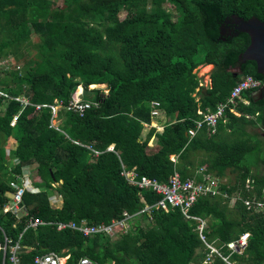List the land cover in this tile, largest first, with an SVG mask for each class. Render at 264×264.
<instances>
[{
	"label": "trees",
	"instance_id": "obj_1",
	"mask_svg": "<svg viewBox=\"0 0 264 264\" xmlns=\"http://www.w3.org/2000/svg\"><path fill=\"white\" fill-rule=\"evenodd\" d=\"M253 17L264 21V0H0V59L15 58L0 71V92L11 96L0 95V264H12L17 241L22 264L49 251L70 254L68 264L84 256L100 264H205L210 248L200 222L178 207H156L161 195L126 172L168 183L178 171L204 184V174L220 180L228 170L237 174L220 184L227 196L202 194L191 213L207 222L205 239L229 260L264 264V214L245 204L264 192V136L247 131L248 124L264 128V100H238L215 133L206 124L196 129L242 76L264 81L254 60L239 61L251 37L235 21ZM206 64L214 65L209 87L198 74ZM238 65L243 74L235 77ZM100 84L106 87H90ZM79 86L91 103L83 115L67 108ZM152 100L161 102L164 119L152 116ZM60 102L54 124L51 106ZM25 167L33 170L32 188L19 217L5 208ZM146 204L151 211L139 213ZM125 212L134 216L115 240L57 228L67 221L110 224ZM31 219L44 223L27 227ZM245 232L246 247L233 252L228 243ZM222 258L215 254L206 264H228Z\"/></svg>",
	"mask_w": 264,
	"mask_h": 264
},
{
	"label": "built area",
	"instance_id": "obj_2",
	"mask_svg": "<svg viewBox=\"0 0 264 264\" xmlns=\"http://www.w3.org/2000/svg\"><path fill=\"white\" fill-rule=\"evenodd\" d=\"M262 87V81L259 79H256L250 75L246 76L244 79H242L232 90L231 94L228 96V98L220 103L216 110L210 111L206 114H204L203 118L196 121V129H200L203 127L204 124L211 127L212 130H215L218 122L220 119L224 118V115L226 114V110L229 109L230 111H234V108L238 102L242 98V95L245 91H250L252 89L260 88ZM2 95L8 96L3 92H0ZM154 104H159L157 101H154ZM60 105L62 106L63 103L60 102ZM54 111V117L52 119L53 123L55 124L56 120V110L57 106H51ZM91 107V103L87 101H83V99L79 97H75L72 99L68 104L67 108L74 110V112H78L81 115L84 114V112ZM159 114L158 109L152 110V116L156 117ZM193 133L196 132V130L192 131ZM111 150L114 149L113 146L110 147ZM25 169V168H24ZM203 171V169H201ZM126 175L135 183H137L140 187H146V188H153L158 192V194L161 195V198L157 201L156 207H162L163 209L168 210L169 206L178 207L181 209L183 215L187 219H194L199 221L198 225V231L200 233L201 238L205 241L206 245L210 248V252L206 255V258L204 260V263H211V259L213 255H218L223 257L222 259L226 261L228 264H237L236 262H232L229 260V257L224 256L218 248H216L214 245L210 244L205 239V230L207 228V222L200 216H196L195 214L191 213L192 207L195 205V202L197 201L198 197L202 194L206 193H213V194H221L220 191V181L218 178H216L213 175H207L204 174V177L206 178L207 182L204 184H199L194 182L191 179H185L181 177V175L178 172H175L169 179L168 183H163L158 181L156 178H152L149 176H141L138 180H136L135 176L137 175V172L131 171L126 172ZM22 178V177H21ZM28 180L24 179L22 182H18V184H15V193H14V205L11 207V209L16 212L20 209V204L23 201V195L26 189L32 188L27 185ZM23 203V202H22ZM246 208L248 211H256V212H264V197L261 199H245ZM151 206H148L147 204L144 206V208L139 213H144L146 211L150 210ZM137 213V214H139ZM136 214V215H137ZM134 216V214H130L128 212H125V216L122 219H116L110 224H100V225H89L86 223L77 224L74 221L69 222H58L57 228L59 230L70 228L73 230H77L81 232L84 236H91L94 234L103 233L108 236L111 234H115L116 232H123L125 233L129 227H130V220ZM43 221L34 219L31 220L30 225L32 226H38L39 224H42ZM249 237V233H244L237 241H232L228 243V246L230 249H232L233 252L241 253L244 248L247 245V239ZM21 246L19 243H16L11 249V260L14 262V264H19V260L17 257V254L20 250ZM69 258V256L62 258L60 257L56 252L51 251L43 255H39L35 258L34 264H66V260ZM77 264H100L94 259H91L90 257H82L79 259Z\"/></svg>",
	"mask_w": 264,
	"mask_h": 264
},
{
	"label": "crops",
	"instance_id": "obj_3",
	"mask_svg": "<svg viewBox=\"0 0 264 264\" xmlns=\"http://www.w3.org/2000/svg\"><path fill=\"white\" fill-rule=\"evenodd\" d=\"M248 48V47H247ZM246 48V49H247ZM243 54V53H242ZM241 54V55H242ZM241 55H240V57H241ZM240 57H239V61H240ZM256 62V61H255ZM257 64V63H256ZM239 66L240 65H238L237 67H235L234 69H232V71H234V76L236 77V76H240V75H242L243 74V72L241 73V70H239L238 71V68H239ZM213 68H214V65L213 64H206V65H202V66H200L199 68H198V74H199V76L201 77V81H202V83H201V85H203V86H205V87H209L210 85H211V82H212V78H211V72H212V70H213ZM257 69H258V67H257ZM202 70V71H201ZM248 75H250V74H247V75H244V76H242V78L236 83V85L242 80V79H244L246 76H248ZM250 76H252V77H254L253 75H250ZM254 78H256V77H254ZM256 79H258V78H256ZM259 80H261V79H259ZM262 81V87H260V88H256V89H252V90H250L252 93H250V96L249 97H245L244 95L242 96V99L240 100V101H242L243 103H245V104H248L249 103V101H250V99H254V101H259V100H264V81L263 80H261ZM101 85H104V84H101ZM236 85H234V87L236 86ZM233 87V88H234ZM233 88H232V90H233ZM232 90H231V92H232ZM108 91V90H107ZM82 92H83V89H81V92H79V89L74 93V95L73 96H77V97H82ZM231 92H230V94H231ZM73 98V97H72ZM154 101H157L159 104L157 105V104H154ZM151 107H152V109H158V111H159V116L161 117V118H165L166 117V114H161L160 113V110H159V108L161 107V102L159 101V100H152L151 101ZM237 114L239 115L240 113H238L237 112ZM153 126H157L156 124H154L153 123ZM254 127H259V128H261V130H262V132H260V133H258V132H255L254 130H253V128ZM146 128H150V126H146ZM235 128H236V126H235ZM252 131H251V130ZM158 130H162L163 131V127L162 126H160V127H158ZM217 130V128H215V130H212V133H215V131ZM247 131L248 132H250L251 134H259L260 135V137L261 136H264V128H262V126L261 125H247ZM156 138L157 137H155V135H153L152 136V138L150 139V144H154L155 142H156ZM7 144L8 143H6V151H7ZM263 147H264V142H263ZM11 149V148H10ZM8 152V151H7ZM255 156V155H254ZM254 156L252 157V159L254 158ZM263 157H264V153H263ZM172 158H173V160H175V155H172ZM260 158H262L261 156H260ZM255 161V160H254ZM259 163L260 164H263L264 165V162H263V160H260L259 161ZM262 165V166H263ZM34 166V165H33ZM9 168V167H8ZM10 169V168H9ZM200 169H203V168H200ZM203 171H204V169H203ZM178 172V171H177ZM180 174V173H179ZM246 183H247V185L249 186V189L247 190L248 192H252L253 190H254V187L251 185V180L250 179H247V181H246ZM10 193H11V191H9L8 192V195H9V197H11L10 196ZM249 197V199H253V198H256V199H261V198H263L264 197V192H263V195L261 196V197H258L257 195H256V192H254V194L252 195V196H248ZM12 198V197H11ZM10 203V202H9ZM9 204H6V207L8 206ZM6 211V210H5ZM251 213H261V214H264V212H256V211H252ZM81 223H85V221H82ZM81 223H79V224H81Z\"/></svg>",
	"mask_w": 264,
	"mask_h": 264
},
{
	"label": "water",
	"instance_id": "obj_4",
	"mask_svg": "<svg viewBox=\"0 0 264 264\" xmlns=\"http://www.w3.org/2000/svg\"><path fill=\"white\" fill-rule=\"evenodd\" d=\"M235 23H237L239 31L247 32L251 37V43L241 55L240 63L246 62L247 60H254L257 63L258 71L264 73V21H261L257 17L248 20L237 18ZM239 70H241V66H239ZM10 196L13 197L12 194ZM27 212V208L24 207L18 216L27 214Z\"/></svg>",
	"mask_w": 264,
	"mask_h": 264
},
{
	"label": "rangeland",
	"instance_id": "obj_5",
	"mask_svg": "<svg viewBox=\"0 0 264 264\" xmlns=\"http://www.w3.org/2000/svg\"><path fill=\"white\" fill-rule=\"evenodd\" d=\"M62 1V0H61ZM60 5H61V3H60ZM126 12L125 11H122L121 12V18H124L125 16H126ZM34 41H37L38 40V36H36V35H34ZM14 59L15 58H9L8 60H3V59H0V71H2V70H4V71H6L7 69H8V64H10V62L11 63H13L14 62ZM202 71V70H201ZM106 87V85L104 84V85H94V86H90L91 88L92 87ZM78 89H79V92H81V89H83V86H79L78 87ZM59 121H57V122H55V124L56 123H58ZM239 127V125H237L236 124V128H238ZM251 130V129H250ZM253 130L255 131V132H258V133H260V132H262V130H261V128H259V127H254L253 128ZM252 131V130H251ZM14 143L11 141V142H9L8 144H7V151L9 152V150H10V148L12 147V145H13ZM262 168V170H264V166H262L261 167ZM32 171L33 170H31L30 168H25V169H23V173H22V177H23V180L24 179H26V180H28V176L30 175V173H32ZM236 172H232V171H230V170H228L227 171V175H226V177H224V178H221V182L222 183H224V182H234L233 180L236 178ZM29 181V180H28ZM53 200H55V198L53 199ZM231 205H233L232 204V201H231V203H230ZM22 210H20L19 212H18V214L21 212ZM148 225H147V222H143V227L144 228H146ZM128 231V230H127ZM126 231V232H127ZM125 232V233H126ZM109 238H111V240H115V239H119L120 238V234H111L110 236H109Z\"/></svg>",
	"mask_w": 264,
	"mask_h": 264
},
{
	"label": "clouds",
	"instance_id": "obj_6",
	"mask_svg": "<svg viewBox=\"0 0 264 264\" xmlns=\"http://www.w3.org/2000/svg\"><path fill=\"white\" fill-rule=\"evenodd\" d=\"M93 86V85H92ZM4 93V92H3ZM6 94V93H5ZM0 95H2L1 93H0ZM3 96H5V95H3ZM6 97H8V98H10L11 96L10 95H8V96H6ZM75 97H77V96H73V98L72 99H74ZM79 98H81V99H83L82 97H79ZM53 106H57V110H58V108L61 106L60 104L59 105H53ZM57 110H56V117H57ZM53 117H54V111H53V115H52V119H53ZM55 120H56V118H55ZM56 122H57V120H56ZM146 125V124H145ZM25 168H29V167H25ZM23 173V172H22ZM220 181V184H221V179L219 180ZM247 184V183H246ZM26 192V191H25ZM24 192V193H25ZM14 193H15V191H11V193L10 194H12L13 195V197L11 198V203H10V205L8 206V207H6L5 208V210L7 211V210H12L11 209V207L14 205ZM224 196H227V193H223V192H221ZM237 195V194H236ZM236 195H234V196H232L231 197V201H232V204H234L235 203V201H236ZM23 202V201H22ZM21 202V204H20V209L18 210V211H16V212H14L13 210V212L14 213H16L17 215H18V212L20 211V210H22L25 206H24V204ZM250 212V211H249ZM24 215H26V214H24ZM23 216V215H22ZM19 217H21V216H19ZM32 220V219H31ZM31 220L29 221V223L27 224V227H33V228H37L38 226H32V225H30V223H31ZM44 223V222H43ZM42 223V224H43ZM66 229H68V228H66ZM62 230H64V229H62ZM245 233H249V232H245ZM244 234V233H243ZM250 234V233H249ZM242 236V235H241ZM16 243H19L20 244V241H17ZM16 243L14 244V245H16ZM14 245H12L11 246V249H12V247L14 246ZM20 246H21V244H20ZM5 248H6V246H5ZM0 249H1V246H0ZM20 250H22V246H21V248H20ZM20 250H19V252H20ZM19 252H18V254H17V257H18V260H19V264H22L21 262H20V258H19ZM49 252H51V251H49ZM55 252V251H54ZM48 253V252H47ZM57 253V252H56ZM46 254V253H45ZM58 254V253H57ZM43 255V254H42ZM60 257H62V258H65V257H67V256H69V258H70V254H67V255H60V254H58ZM11 256H12V253H11V251H10V262L12 263V264H14V262L11 260ZM39 256V255H38ZM37 257V256H36ZM85 257V256H84ZM88 257V256H87ZM69 258L66 260V264H68V260H69ZM82 258V257H81ZM92 259V258H91ZM35 261V260H34ZM31 264H34V262L33 263H31Z\"/></svg>",
	"mask_w": 264,
	"mask_h": 264
},
{
	"label": "bare ground",
	"instance_id": "obj_7",
	"mask_svg": "<svg viewBox=\"0 0 264 264\" xmlns=\"http://www.w3.org/2000/svg\"><path fill=\"white\" fill-rule=\"evenodd\" d=\"M43 221V220H42ZM67 222H69V221H67Z\"/></svg>",
	"mask_w": 264,
	"mask_h": 264
}]
</instances>
